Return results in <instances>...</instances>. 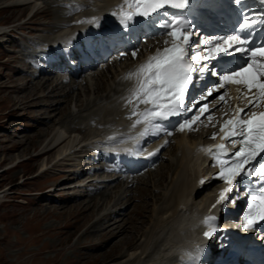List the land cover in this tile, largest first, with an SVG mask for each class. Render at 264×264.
<instances>
[{"label": "rangeland", "instance_id": "374dc122", "mask_svg": "<svg viewBox=\"0 0 264 264\" xmlns=\"http://www.w3.org/2000/svg\"><path fill=\"white\" fill-rule=\"evenodd\" d=\"M67 1L32 0V4L29 5V2L23 4L26 0H0V264H82L85 260H88L85 263L93 264L97 258L96 255L107 251L114 254L116 251H114V242L126 234L130 236V232L114 238L110 237L111 234L100 237L98 236L100 232H92V229L85 232V229L105 212L116 211L124 205L129 208L122 212L124 214L119 212L120 214L114 217L117 221L115 223L111 221L109 224L112 226H107V229L114 228L116 224V229L123 225L130 226V221L137 220L135 225L140 229V232L131 247L123 244L118 248L121 256L106 261L102 260L100 264H148L155 259L157 261L159 256L164 255V248L168 245L166 241L159 246L160 249L156 252L153 250L154 242L149 241L146 243L147 239H145L144 233L152 227L151 222L154 220L159 219L160 225L169 222V224H164L165 229L173 224L170 215H168L171 210L168 209V212L167 209L163 211L164 215L157 211L162 204L168 206L166 198L170 194L171 185L176 183L183 175V166H185L186 159L182 157L183 153L178 147L179 141L184 140L178 139V134L182 131H176L170 137V146L163 153L161 162L154 168L140 173L135 178L113 182V184L106 186L105 182L103 185L99 181L100 177H103L99 173H87L83 177L68 181H64V177L67 176L66 171L68 170L80 171L88 168L87 164L91 160V155L89 160H86L81 156L83 152L81 149L86 148L85 150L91 151V149L98 148L97 141L99 139L97 140L96 137L100 136L97 134H103L105 131L104 123L106 122L104 121L115 118L113 115L109 116L98 111V102L96 105L86 106L87 99H94L92 90H97L98 82L96 85L93 82L90 87L91 91L84 88V86L89 85L93 80L94 73L99 72L98 78H101L104 72L106 74L102 77V84L106 88L107 78L111 76H114V80L121 77L124 81L127 68L137 65L138 61L144 56L143 54L147 50L151 51L152 48L149 47L147 42L143 43L135 58L131 54H127L125 60H121L123 63L121 62L119 66L115 58L111 62L109 61L106 66L98 65L96 69L83 75L80 79L70 81L71 84L73 83L79 88L75 92L68 93L69 101L67 103L65 102L66 97H63L65 92H59V89H69L68 86H63L68 82L60 84L61 88L59 87L55 92H49L48 98L41 100V104H44V101L46 104H54V106L59 104L56 110L49 109L41 104L38 107L39 110L14 100H17L18 96L25 95V92L17 93V89H14L13 84H16L18 89L26 90L27 88L30 89V86L35 87V83L46 78L43 73L37 74L40 67H33L31 62L38 64L33 57L41 46L61 33L62 27L75 23V19L71 16H63L59 20L60 27L56 29L42 26L55 21L56 15L52 9H55L56 6L54 7L53 4H62L61 2ZM100 3H102L101 0L94 1V4ZM34 8L36 9L31 16L28 13ZM84 11L86 10L82 12ZM80 20L85 21L86 18L82 16ZM9 28L13 30L10 29L11 31H9ZM1 29L6 32L1 33L3 31ZM29 51H33L30 56L28 55ZM125 64L127 65L124 66ZM38 65L40 66V64ZM27 71L31 75H28ZM33 74H35V77ZM54 77H58L59 80L62 79L59 75H54L50 81H53ZM94 77L97 80L96 74ZM27 81H29L28 85ZM99 84L101 85V82ZM123 86L124 84H121L118 88L122 89ZM80 99L84 103L83 106H79ZM227 101L223 103V106L228 107L227 110H223L219 114L216 113L211 116V119L201 123V126L194 131L197 132L196 137L195 135H188L193 138L190 142L187 140L188 144L182 141L187 149L195 140L194 137L197 139L201 134L202 138L205 134H208L209 124L214 123L215 128L208 137L203 138L207 141L206 143L214 140L211 137L213 133L220 132L223 122L233 118V105ZM242 101L244 100L239 98L238 104H242ZM106 104H108L107 101L100 103L101 106ZM68 112L71 113V116L67 114ZM93 112L97 113L99 117L92 116V114H95ZM73 113L76 116H72ZM62 114L63 116H61ZM226 115L227 118H225ZM126 121L125 118H115L114 128L117 125L123 126ZM46 122H48L47 125L44 124ZM42 131H45L43 135L40 134ZM61 136L65 138L63 143L55 147L49 154H42L45 149L55 146L54 142ZM182 136L181 134L180 137ZM18 142L21 143L19 146H11ZM24 148L26 150H23ZM66 153L69 155L65 157L64 154ZM197 159L199 163H195V167L202 163L201 160L205 159V152H202L200 158ZM168 162H174V168L168 169ZM137 178L139 180L134 181ZM161 179H165L162 185L159 184ZM84 181L87 185L79 186ZM52 186L56 187L54 191H45ZM94 186H99L100 190H105V196L96 193ZM214 186L215 184H213L212 189ZM147 189L149 192H147ZM85 193L88 195L85 196ZM75 194L84 196L82 199L74 200ZM131 194V200L125 202L122 197H125V195L128 197ZM205 194L206 192H203L195 199L197 207L203 205ZM92 196H94V199ZM194 196V194L190 195L187 202H194ZM120 197L122 201L118 202V198L121 199ZM155 198L158 199H156L157 202H155ZM84 204L90 206L95 204L92 220L86 224L82 222V216L85 213L79 212L80 210L77 211L79 208L77 206H84ZM174 206L180 213L183 212L182 203ZM141 212L144 213L145 218H149L148 222L140 223L142 219L139 214ZM131 218L133 220H130ZM108 220L109 218L104 220L102 225H105ZM98 226L99 229L102 228V226ZM158 226L156 225L155 229H159ZM143 248L145 252L141 253L140 250ZM150 253L152 254L151 258H149ZM133 258L135 261H133ZM167 259L166 261L163 259L160 263L170 264L172 259L170 257Z\"/></svg>", "mask_w": 264, "mask_h": 264}, {"label": "snow or ice", "instance_id": "6c2138e0", "mask_svg": "<svg viewBox=\"0 0 264 264\" xmlns=\"http://www.w3.org/2000/svg\"><path fill=\"white\" fill-rule=\"evenodd\" d=\"M124 3L134 10L124 13L123 6H118L112 14L119 15V22L125 29L138 25L142 19L162 29L156 35L169 38L164 41L168 46L162 50L158 48L146 62L128 74L129 78H136V86L126 98V106L132 105L128 118L137 117L132 127L144 125L140 135L149 130L172 135L176 130L191 129L204 113H207L205 119H211L209 97L223 102L227 93L220 92L221 89L228 84L240 86L237 91L246 101L244 107L237 106L234 117L220 128L221 139L227 140L233 148L239 147L232 150L221 143L215 151L209 149V152L220 168L215 179L226 185L216 204L225 207L236 204L243 191L240 184L247 180V211L243 213L242 227L245 231L258 227L264 223V111H256L264 102V37L258 42L256 33L258 26L264 25V11L249 16L244 11L249 7L246 0H229L230 4L240 6L235 9L240 17L237 25L228 33L205 34L195 31L196 25L186 15L194 6H200L198 0H124ZM206 3L212 6V0ZM259 3L264 7V0ZM84 22L97 23V20L93 17L89 21H78ZM152 38L153 35L145 36V39ZM139 51V47H134L131 56L135 58ZM209 77L214 78L211 84ZM194 89L199 94L189 100ZM217 92L220 93L218 97ZM206 100L208 103H201ZM140 104L146 107L137 111ZM173 116L185 118L172 129L164 127L161 122ZM216 135L213 133L211 138L215 139ZM215 220L214 216L205 218L208 230L204 236L208 239L218 229L212 226Z\"/></svg>", "mask_w": 264, "mask_h": 264}, {"label": "bare ground", "instance_id": "6f19581e", "mask_svg": "<svg viewBox=\"0 0 264 264\" xmlns=\"http://www.w3.org/2000/svg\"><path fill=\"white\" fill-rule=\"evenodd\" d=\"M102 2H104L106 5L104 6V8H100V9H98L97 11H93V10H90V11H88V15H86V16H84L85 18H86V20L85 21H88L89 20V18H93V17H96V16H99V14L101 13V12H103L104 10L103 9H105V8H107V7H109L113 2H114V0H101ZM15 2H18V1H15ZM29 2V5L30 4H32L31 2H32V0H26V2L25 3H23V4H26V3H28ZM62 3V2H61ZM88 3V0H73V1H71V2H67V3H62V4H53L54 5V7L56 6V8L55 9H52L53 11H54V14L56 15V18H55V21L54 22H49V23H46V24H43L42 25V23H41V25L42 26H45V27H48V28H53V29H56V28H58V27H60V25H61V23H60V25H59V20L64 16V17H66V16H68V15H65L66 13H67V7L69 8V9H74L75 8V6H77V7H79V6H84V5H86ZM58 5V6H57ZM26 6V5H25ZM36 8H34L33 10H31L28 14H32L33 13V11L35 10ZM134 9V8H133ZM51 10V11H52ZM52 11V12H53ZM40 13V12H39ZM42 13V12H41ZM70 13V12H69ZM68 13V14H69ZM38 14V13H37ZM85 14V12L84 13H82V14H78V21H82V20H80V17H82L81 15H84ZM33 15V14H32ZM31 15V16H32ZM44 15V14H43ZM52 18V17H51ZM49 19V18H48ZM84 23H86V22H84ZM84 23H78V25L79 26H81L82 24H84ZM11 28H9L8 30L9 31H11V30H13V29H11ZM1 30H3V29H1ZM67 30H69V27H67V28H65V30L64 31H67ZM4 32H6L5 30H3V31H1V33H4ZM61 32H62V29H61ZM148 43L150 44V42L148 41ZM147 43V44H148ZM33 52V51H32ZM31 51H29L28 53V55L30 56L31 55V53H32ZM26 55V54H25ZM27 55V56H28ZM28 56V57H29ZM33 56V55H32ZM111 56H112V54L110 55V57H109V59H108V61L105 63V64H103V65H105L106 66V64H108L109 63V61L111 62V60H113V58L112 59H110L111 58ZM34 57H36L35 56V54H34ZM30 58V57H29ZM116 60V63L118 64V66L120 65V63L123 61V60H125V57L124 56H120V57H118V58H116L115 59ZM122 60V61H121ZM123 63V62H122ZM28 64V63H27ZM29 65V64H28ZM127 64H125L124 66H126ZM135 65V64H134ZM33 66V65H32ZM139 66V65H138ZM30 67V66H29ZM122 67V66H121ZM124 69V68H123ZM135 69H137V66H135V67H128L127 68V70H126V73H125V76H126V78L128 77V74L130 73V72H132L133 70H135ZM26 71V70H25ZM24 71V72H25ZM28 72V71H27ZM35 73V72H34ZM43 73V75H44V70L42 69V70H39L38 72H37V74H42ZM100 73V72H99ZM99 73H94V75H93V80H91L92 82L89 84V85H86V86H84V88H86V89H90V91H91V86H92V84H93V82H94V85H96L97 84V82H98V88H97V90H95L96 92L94 93V90H92V93L94 94V99L92 100H90V99H87V103H86V106L87 105H90V104H92V105H96V103L98 102L99 103V109H97L98 111H101V112H103V113H106V114H108L109 116L110 115H113L115 118H119L120 117V119H127V121H129V122H133L134 121V119H136L134 116L132 117L133 119L131 120V119H129L128 117V115H125V111H127V110H130V108L132 107V105H128V106H126V98L127 97H125V94H126V96H128L129 95V92L131 93V91L135 88V86H136V78L135 77H132V78H127L125 81H123L122 80V78L120 77H118V78H116V80H114V76H111V77H109V78H107V83H106V86H107V88L105 87V85H103L102 84V77H104V76H106V74H105V72H104V74L101 76V78L99 77L98 78V75H99ZM26 74V73H25ZM28 75L30 74L29 72L27 73ZM95 74H96V76H97V80H96V78L94 77L95 76ZM31 75V74H30ZM55 75H56V73H55ZM33 76L35 77V74H33ZM44 76H46V78H44V80L42 81V80H40V81H38V83H35V87H33V86H30L31 88L30 89H18V87L16 86V84H13V86H14V89L16 88L17 89V93L18 92H22V91H24L25 93V95H22L21 97L20 96H18V98H17V100L16 99H14L15 101H17V102H19V103H22V104H26V105H28V106H33V108L35 107V109L36 108H38L39 107V105L41 104V100H45L46 98H48V95H50V93L49 92H51V91H53V92H55L59 87H60V84H62V83H64V82H62L61 80H59L58 79V77H54V80L53 81H50L51 80V78L54 76V74L52 75H44ZM61 77V76H60ZM111 80V81H110ZM28 82L29 81H27L26 83H27V85H28ZM34 82V81H33ZM101 82V85L99 84ZM121 84H124V86H123V88L122 89H119L118 87H120L121 86ZM24 85V84H23ZM63 86H68V88L69 89H59V92L60 91H64L65 93L63 94L64 96L63 97H66L65 98V102L67 103L68 101H69V98H68V93H71V92H75L79 87H77L76 85H73V83L71 84V82H68V83H66L65 85L63 84ZM109 86V87H108ZM22 87V86H21ZM238 87H240L239 85H237V87H236V90L238 89ZM61 88V87H60ZM82 88V87H81ZM80 88V89H81ZM95 88V87H94ZM106 88V91L104 90ZM66 90V91H65ZM111 92H110V91ZM125 90V91H124ZM235 90V91H236ZM47 91V92H46ZM234 91V92H235ZM41 92V93H40ZM108 92V93H107ZM105 94V96L103 97V95ZM118 95V97H117V95ZM59 95V94H58ZM71 95V94H70ZM217 96V95H216ZM117 97V98H116ZM68 98V99H67ZM116 98V99H115ZM114 99V100H113ZM113 100V101H112ZM208 100H210V98H208ZM63 101V100H62ZM103 101H107V103L108 104H106V105H100V103L101 102H103ZM216 102H218V100L217 101H215V103ZM225 102V101H224ZM231 102V101H230ZM245 102L246 101H244V103H242V105L241 106H239V107H241L242 108V106H244V104H245ZM41 105H43V106H46L47 108H49V109H53V110H56V109H58V105H55L54 106V104L52 105V104H46L45 103V101H44V104H41ZM84 105V103L82 102V100L80 99V103H79V106H83ZM222 105V102L220 103V104H218L217 103V105L214 107V109L213 110H216V113H221L223 110H227V106L225 105V106H221ZM25 107V106H24ZM141 108H142V106H140ZM261 108H263V107H261V106H259L257 109H256V111H258L259 109H261ZM39 110H40V108H38ZM42 109V108H41ZM137 111H138V109H137ZM67 112V111H66ZM93 113H95V112H93ZM68 115H70L71 116V113L70 112H68L67 113ZM100 115V114H99ZM61 116H63V114L61 115ZM65 116V115H64ZM72 116H76V114H72ZM92 116H98L97 115V113H95V114H92ZM99 117V116H98ZM77 118V117H76ZM115 118L114 119H109L108 121L106 120V121H104V122H106V123H104L105 124V127L107 128V131H105V133H103V134H97V135H100L99 137H96L97 138V140L99 139V140H101L102 139V137L104 136V135H106V134H109L110 132H112V131H115L116 130V128H114V120H115ZM52 119V118H51ZM99 119V118H98ZM97 119V120H98ZM46 121H47V119H46ZM51 121V120H50ZM60 121V120H59ZM99 121L101 122V120L99 119ZM103 122V121H102ZM224 123L225 122H223V124L222 125H224ZM45 125H47L48 124V122H46V123H44ZM212 126V127H211ZM215 126V124L214 123H212V124H210L209 125V127H208V130H209V132L211 131H213V129L215 128L214 127ZM208 130H207V133L208 134H205V136L204 137H208L209 136V134L211 133H209L208 132ZM85 132V131H84ZM117 132V131H116ZM43 133H45V131H42V132H40V134H42L43 135ZM88 134V133H87ZM183 135L182 137H180V135ZM185 134H187V135H185ZM193 136V135H195V137H196V135H197V132H194V130H189V131H182L181 133H179L178 134V139L180 138V139H184V140H181V141H179V143H178V147L180 148V150L182 151V153H183V156L182 157H185L184 159H186V163H185V166H183L184 165V162H183V175L178 179V181H176V183H173V185H171V189H170V194H169V196H167V205L168 206H166V205H164L163 206V204L161 205V206H159V208H158V211L157 212H161L162 213V215H164L163 214V211H165L166 209H167V212H168V209H169V211L171 210V213L169 214L168 213V215H170L169 217H170V220H171V223H173L172 225H171V227H170V225H169V229L167 228V229H165V225L164 224H169V222L168 223H166L165 221V223L163 224V225H160V221H159V219L158 220H154V221H152L151 223V225H152V227H150L149 229H148V231H146L145 233H144V236H145V239H147L146 240V243L147 242H149V241H151V242H154V248H153V250L154 251H156L157 252V250L158 249H160V247L159 246H161V245H163V243H165L166 241H167V243H168V245H167V247H165L164 248V255H161V256H159V258H158V260L157 261H152V262H150V263H148V264H162V263H160L161 261H163V259L166 261V260H168L167 258L168 257H170L171 259H172V255H173V251L175 250V248H176V245H178L179 243L178 242H180V241H182V240H186L188 237H190L191 236V234H193L194 233V231H196L195 229H193V227H190V220H189V217H192V216H195V214L194 213H197L198 212V210H200V209H202V208H206L207 207V205H208V203H209V201H211V199H212V196H211V186H201V185H197L196 184V181H195V176H196V174L197 173H199V172H201V171H203V166L205 165V161L204 160H201L202 161V163L199 165H197V167H195L196 165H195V163H199V160L197 159V158H200V156H201V154L200 153H202V151L203 152H205L206 153V151L208 150H201V152H200V147H199V149L197 148V151H196V148H194L195 147V143H196V138L194 137V141L189 145V147H188V149L184 146L185 144L182 142V141H184L186 144H188V142H190L191 140H193V138L191 137H189V136ZM219 135H220V132L219 133H217V135H216V137H219ZM223 134H221V136H222ZM221 136H220V139H219V141H220V144L221 143H227V140L225 141V140H222L221 139ZM199 137H201V134H199ZM178 139H176V140H178ZM186 139V140H185ZM187 140H188V142H187ZM208 140V139H207ZM65 141V138H63L62 136L61 137H59L55 142H54V144H55V146H53V147H49V148H47V149H45L44 151H42V154H49L53 149H55V147H57L58 145H60L61 143H63ZM98 142V141H97ZM21 143L20 142H18V143H15V144H12L11 146L12 147H16V146H19ZM213 144V143H212ZM211 143L207 146L208 148H210L211 147V145H212ZM219 145V144H218ZM50 146H52V145H50ZM11 148V147H10ZM9 148V149H10ZM14 149V148H13ZM86 148H84V149H81V151H83L82 153H81V156H83L86 160L89 158V156L91 155H93V157L94 158H96L95 156H99L100 155V152H98L97 153V149L96 150H94L95 152H92L91 154H90V152H89V150H85ZM23 150H26L25 148L23 149ZM92 150V149H91ZM181 153V152H180ZM199 155V156H195V155ZM41 155V154H40ZM67 155H69L68 153H66V154H64V156L66 157ZM181 157V158H182ZM209 158H208V156H207V159L206 160H208ZM180 161H181V159H179ZM178 160V161H179ZM183 160V159H182ZM179 161V162H180ZM86 162V161H85ZM178 162V163H179ZM208 163V169H214V167L215 166H213V165H211V161H209V162H207ZM88 165V164H87ZM168 166V169H171L172 167L174 168V166H175V163L174 162H168V164H167ZM88 167V166H87ZM180 167H181V165H180ZM205 167V166H204ZM79 168V167H78ZM80 169V168H79ZM86 169V170H85ZM85 169H83V170H80V171H76V170H68V171H66V175L67 176H65L64 177V181H68V180H70V179H74V178H79V177H83V176H85L86 175V173H88V172H90V171H88L89 169L88 168H85ZM88 169V170H87ZM181 169V168H180ZM180 169H179V171H180ZM174 170V169H173ZM178 172V171H177ZM182 172V171H181ZM150 174V173H149ZM179 176H180V174H179ZM63 178V177H62ZM162 178V177H161ZM137 180H139L138 178L137 179H135L134 181H137ZM132 181V180H131ZM165 181V179H161V181L159 182V184H163V182ZM67 183V182H66ZM134 183V182H133ZM137 183V182H136ZM92 184V183H91ZM115 184V183H114ZM81 184H79V186H80ZM85 185H87V184H85ZM85 185H82V186H85ZM107 186H108V184H106ZM118 185V184H117ZM91 186V185H90ZM75 187V186H74ZM94 188L96 189V193L98 192L99 193V195L100 196H105V190H100V187L98 186V187H96V186H94ZM56 189V187L55 186H52V187H50L48 190H45V191H47V192H51V191H54ZM220 189H222V188H220ZM84 190V189H83ZM86 190V189H85ZM128 190V189H127ZM221 191V190H220ZM147 192H149L148 191V189H147ZM146 192V193H147ZM205 193L206 192V196H205V199H204V201H203V206H199V207H197V205H195V199L197 198V196L198 195H200L201 193ZM89 194H90V192H89ZM94 194V193H93ZM144 194V193H143ZM147 194H149V193H147ZM192 194H194L195 196H194V202H192V200H190V202H192V203H189V202H187L188 200H189V198L188 197H190V195L192 196ZM47 195V194H46ZM85 196H87L88 194H84ZM84 195H74V200H79L80 198L82 199L83 198V196ZM152 195V194H151ZM163 195V194H162ZM131 196H132V194L131 195H129L128 197L125 195V197H122L123 199H125V202H128V201H130L131 200ZM144 196H146V195H144ZM149 196V195H148ZM89 197V196H88ZM86 198V197H85ZM90 198V197H89ZM92 198L94 199V196H92ZM121 198V197H120ZM122 198L121 199H119L118 198V202H121L122 201ZM145 198V197H144ZM159 198V197H158ZM91 199V198H90ZM133 199V198H132ZM157 198H155V200H156ZM158 200V199H157ZM157 200L155 201V202H157ZM183 204V207H184V209H183V212H179L178 210H176V208H175V204ZM115 204V203H114ZM117 204H119V203H117ZM88 205V206H87ZM96 205H98V204H96ZM116 205V204H115ZM114 205V206H115ZM130 205V204H129ZM117 206H119V205H117ZM117 206H116V208H117ZM167 208H166V207ZM77 207H79L78 208V210L77 211H79V212H82V213H85L84 214V216H82V222L83 223H88V222H91V218L93 217V215H94V207H95V204H93V205H89V204H84V206H77ZM177 207V206H176ZM196 207V208H195ZM129 208V207H128ZM127 208V205L125 206H121L119 209H117L116 211H110L109 213L108 212H105L104 214H102L100 217H98L96 220H94V222H92L91 224H89L88 225V227L85 229V232H88V231H91L90 229H92V232L93 231H98V232H100V234H98V236H100V237H104V236H107V235H109V234H111L110 235V237H114V238H117V236H119V235H122V234H125L126 232H130V236H127V234L125 235V236H122V237H120L116 242H114V254L113 253H111V252H105V253H102V254H100V255H96L97 256V258L95 259V262H93V264H100L101 263V261L102 260H107V259H112V258H115V257H119V256H121L120 254V251H119V247L120 246H122L123 244H125L127 247H131L132 245H133V243H134V241H135V239H137V236H138V233L140 232V229H138V227H137V225H135L136 223H137V220H133L132 218L130 219V220H133V221H128L129 222V224H130V226H127V225H123V226H121V227H118L117 229L115 228V227H117V224H116V226L113 228H110V229H107V226H110L111 224H109V223H111V221H113L112 223H115L117 220L114 218L115 216H117V214H124V213H122V212H125V210L126 209H128ZM99 209V208H98ZM124 210V211H123ZM155 210V209H154ZM203 210V209H202ZM197 211V212H196ZM120 212V213H119ZM140 212V211H139ZM81 213V214H82ZM130 213V212H129ZM156 213V212H155ZM157 214V213H156ZM167 214V213H166ZM128 215V214H127ZM139 216L141 217V221H140V223H146V222H148L149 221V218H145L144 217V213L143 212H141V214H139ZM148 216V215H147ZM146 216V217H147ZM161 217V216H160ZM165 217V216H164ZM168 217V218H169ZM107 218H109V220H108V222L105 224V225H102V222L104 221V220H106ZM139 222V221H138ZM98 225H100V226H102V228H98L99 226ZM158 226V227H160L159 229H155V226ZM98 226V227H97ZM104 226V227H103ZM112 226V225H111ZM165 226V227H164ZM168 226V225H167ZM94 229V230H93ZM156 231H159V232H157L156 233ZM161 233V234H160ZM129 235V234H128ZM97 236V235H96ZM97 236V237H98ZM143 236V237H144ZM161 237V238H160ZM114 238H112V239H114ZM111 239V238H110ZM91 241V240H90ZM86 242V241H85ZM152 244V243H151ZM139 245V244H138ZM137 245V246H138ZM142 245V244H141ZM125 246V247H126ZM159 247V248H158ZM113 248V247H112ZM148 248V247H147ZM140 252L142 253V252H145V250H144V248L143 249H141L140 250ZM147 252V251H146ZM150 252L152 253V254H154L153 253V251H151L150 250ZM161 252V251H160ZM150 253V254H151ZM149 254V258H151L152 257V254L150 255ZM167 254V255H166ZM146 255H147V253H146ZM123 256V255H122ZM166 256V257H165ZM86 258V257H85ZM90 258V257H89ZM121 258V257H120ZM85 260V259H84ZM150 260V259H149ZM88 260H85V262H87ZM133 261H135L134 260V258H133ZM151 261V260H150ZM82 263V264H90L89 262L88 263ZM107 262H109V261H107ZM164 263V262H163Z\"/></svg>", "mask_w": 264, "mask_h": 264}]
</instances>
